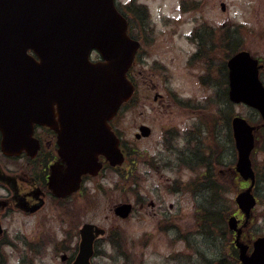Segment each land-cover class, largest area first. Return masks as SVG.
I'll use <instances>...</instances> for the list:
<instances>
[{"label": "rangeland", "instance_id": "374dc122", "mask_svg": "<svg viewBox=\"0 0 264 264\" xmlns=\"http://www.w3.org/2000/svg\"><path fill=\"white\" fill-rule=\"evenodd\" d=\"M221 2L225 4L224 10L220 8ZM116 3L128 17L130 32L139 38L152 39L138 60L137 72L142 78L148 77L150 69L156 70L150 77L159 85L157 92L163 95L164 101L161 106L155 103L153 91L140 82L136 102L124 105L117 115L118 133L126 144L135 148V153L126 158L128 163L131 158L134 161V180H128L131 176L127 177L125 165L120 171L106 170L97 179L85 183L86 196L78 200V206L74 199L62 209L69 206L71 224L92 221L109 229L110 238L96 245L93 264H240L231 234L227 230L221 236H217L218 232L205 234L197 226L196 218L203 209L202 204L212 201L215 193L218 197L215 199L222 202L226 213L236 210L234 196L243 184L232 173L235 153L228 123L236 114L251 122H259V117L256 110L246 105H227L221 86L198 84L204 64L200 59L187 64L194 45L186 36L198 23L217 27L228 22L232 30L237 22L244 20L246 35L238 41L237 34L233 33L226 41L231 43V48L237 44L264 56V0H116ZM256 26L261 28L255 31ZM96 58V54L91 56L93 60ZM219 59L216 55L215 65ZM156 62L165 66L166 79L160 83L163 73L155 69ZM262 77L264 81V74ZM172 94L182 100L188 98L190 102L186 105H178L172 99L171 102ZM150 101L155 108L149 105ZM140 124L151 127L148 138L134 137ZM170 125L177 130L164 132L172 129ZM177 155L181 161L176 159ZM196 159L199 163L195 167ZM218 159L224 164L217 163ZM251 159L254 169L258 170L255 193L260 203L246 228L248 239L264 233L263 127L256 133ZM210 164L213 169L207 170ZM210 176L217 184L211 186L209 190L213 192L207 198L205 194L194 198L190 191H167L166 182H161L176 178L188 185L197 179L198 185L193 190L204 193L207 188L204 181ZM98 185L100 188L96 191L92 189ZM125 202L133 204L134 210L121 219L114 214V209ZM33 220L5 221L9 226L7 236L18 242L1 246L2 264H62L59 250L49 242L39 246L32 243L36 234Z\"/></svg>", "mask_w": 264, "mask_h": 264}, {"label": "water", "instance_id": "95a60500", "mask_svg": "<svg viewBox=\"0 0 264 264\" xmlns=\"http://www.w3.org/2000/svg\"><path fill=\"white\" fill-rule=\"evenodd\" d=\"M137 47L114 0H0V132L4 151L12 153L29 146L34 124L54 129L58 153L66 164L64 171L57 168L50 178V186L59 196L75 190L82 174L97 173L99 155L111 165L121 164L119 140L108 120L133 92L126 72ZM92 51L101 59L91 61ZM228 67L230 100L256 109L264 121V85L257 60L242 50L228 60ZM231 123L238 153L236 170L245 180L250 179L235 201L248 218L255 204L250 155L259 125L241 116L233 117ZM144 129L141 127L143 135L147 134ZM129 211V204L115 208L121 217ZM228 225L237 231L240 261L264 264V235L252 242L248 253L234 216L229 217ZM91 227L86 224L81 231L73 264H90ZM99 232L102 230H95Z\"/></svg>", "mask_w": 264, "mask_h": 264}, {"label": "flooded vegetation", "instance_id": "af4514ba", "mask_svg": "<svg viewBox=\"0 0 264 264\" xmlns=\"http://www.w3.org/2000/svg\"><path fill=\"white\" fill-rule=\"evenodd\" d=\"M228 26V22H223L220 26L217 27L206 26L203 24L199 25L198 23L197 25H194L191 34L186 36V38L190 40V42H192V44L194 45V49L188 54L187 64L191 65L193 61H197L199 59L200 62L204 64L203 71L198 76V84L204 86L207 85L210 87H212V85H215L218 86V88L219 86H221L223 99L227 102V105L231 103L229 100L228 60L232 55L245 48L237 44H235V46L231 48V43H228L226 39L230 38L233 33L237 34L238 41L246 35V27L244 20L237 22L232 30H229ZM258 28H261V26H256L255 31ZM130 31L131 30L129 28V33L131 34V37L139 42V47L135 53L133 62L127 72V77L133 84L135 89L133 97L127 102V105L130 103L133 104L134 101L136 102L137 95H139V86L141 82L147 87L148 90L153 91L152 100L155 103H159L161 106L164 101L162 99L163 95L157 92L159 85H157V83H154L150 77L151 75L155 74L156 70L150 69L148 72V77L143 76L142 78H140L142 74L139 71L137 72L138 60L141 57V54L144 53L145 45H148L147 43L151 45L152 39L149 37L139 38ZM261 32L262 31H260L259 33ZM251 54L258 60L259 76L262 82L264 83L262 77V75L264 74V56L252 52ZM216 55L220 57L218 61L219 63L217 65H215ZM155 65L157 66V68L155 69H157V71H160L161 74L163 73V75L158 80V82L160 83V81L166 79L164 71L165 66L162 67L159 62H156ZM169 99L170 101L171 99L176 101L178 105H186V102H190V99L188 98L182 100L173 94ZM149 105L151 107H154L151 101L149 102ZM56 118L58 119V117ZM116 118L117 116L112 118L109 121V125L113 132L120 137V147L125 157L127 158L130 153L131 155L135 153V148L132 144H126L121 138L116 126ZM230 121L228 123V130L231 131ZM171 126L172 125H170V127ZM141 127L147 128L144 129L147 134H142L141 136L138 135V132ZM137 128L138 131L134 133V137L136 139H140L141 137L148 138L151 135L152 129L149 125L140 124ZM171 128L172 129L165 130L164 132L171 133L172 131L177 130V128L175 127ZM33 137L35 138L36 143H33L32 141L29 143V146L22 148L21 150H16L12 153H8L4 151L2 147V134L0 132V248L1 246L5 245L12 246L15 241L18 242L16 238L9 239V236H7L9 226L7 223H5V221L10 222V219L14 220L15 218H17L19 222L20 218H34V220L32 221V227L33 229H36V234L33 237L34 241H32V243L39 246L43 243L49 242V244H51L54 249L59 250L58 255L62 264H73L78 254L80 243L82 240L81 231L86 224H90L92 225L90 230L94 235L92 241L93 254L90 258V263L93 264L91 262V259L95 254L96 245L102 239L110 238L108 233L109 229H105L96 222L92 221H75L73 222L74 224H71L69 222L68 216L70 211H68L69 206L67 205L65 210H63L62 207L65 204L70 203V201L74 199L75 201H77L78 206V200L86 196L85 191L87 187H85V183L89 181L92 182L93 179H97L106 170L120 171V169L125 165L128 168L126 170L127 177L131 176L128 178V180L133 181L134 179L132 177V164L134 163V161L131 158L129 160V163L128 161H125L122 166H111L103 156H99V160L102 162V166L98 173L94 176L90 174H84L81 178L78 188L68 194L59 196L54 193L53 188H51L50 186V178L54 170L59 168L62 172L64 171V168H66V164L61 160V157L58 153L59 147L57 144V133L51 127L35 124L33 129ZM234 153L235 161L234 165L232 166V173L234 178L240 180L243 184V187H240L238 189L239 191L249 184V180L246 181L242 179V177L235 170V163L237 159L235 145ZM153 159L155 160L157 158ZM176 159L179 161L182 160L179 155L176 156ZM197 161H199V159H196L193 166H197V164L199 163ZM217 163L224 164L223 161L219 159ZM167 165L165 164V166ZM162 166H164V163H162ZM152 167H154L153 164ZM212 169V164L207 165V170ZM257 171L258 170H255V184L253 187V195L256 199V205L260 203V197L258 196V194L255 193V190L257 189V184L259 182ZM195 180L196 181L189 182L188 185L182 184L184 181L181 183V180L176 178L168 180L165 178V180L161 182H166L165 184L167 185L165 186V190L167 191L169 190L173 193L190 191L194 198L195 196L202 197L204 196L206 191L202 193L198 190H193V188L198 185L197 179ZM216 182V179H213L210 176L207 178V180L204 181V184H206L207 187H211L212 185L217 184ZM98 188H100L99 185L96 188L93 187L92 189L95 190ZM129 204L131 206L130 211L132 212V210H134V205L131 203ZM195 213L198 214L197 206L195 207ZM229 214H232L236 217L238 221L237 226L240 229L241 240L247 243V245L250 247L253 237L251 239H248L245 233L251 218L247 221V225V223L244 221V216L240 212L238 207H236V210L231 211ZM97 229H101L102 232L96 234L95 230ZM230 234L233 242L235 233L230 232ZM3 257V252L0 249V264H2L3 262Z\"/></svg>", "mask_w": 264, "mask_h": 264}, {"label": "trees", "instance_id": "16d2710c", "mask_svg": "<svg viewBox=\"0 0 264 264\" xmlns=\"http://www.w3.org/2000/svg\"><path fill=\"white\" fill-rule=\"evenodd\" d=\"M264 128V126H263ZM211 187H207L205 196L206 198L210 195L208 193H212L209 189ZM218 198L216 193L214 194V198L212 201L204 202L202 204V211L199 212L198 218H196L197 226L200 231L205 234H209L210 232H218L217 236H221L225 234L226 225H225V217L228 213H226L225 209L221 205V201L215 199ZM201 207V208H202Z\"/></svg>", "mask_w": 264, "mask_h": 264}]
</instances>
